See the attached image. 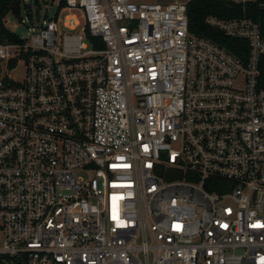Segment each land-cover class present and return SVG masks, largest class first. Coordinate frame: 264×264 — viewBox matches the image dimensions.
I'll return each mask as SVG.
<instances>
[{
  "label": "built area",
  "instance_id": "obj_1",
  "mask_svg": "<svg viewBox=\"0 0 264 264\" xmlns=\"http://www.w3.org/2000/svg\"><path fill=\"white\" fill-rule=\"evenodd\" d=\"M65 1L0 42V264H264V0L207 18L239 54L189 0Z\"/></svg>",
  "mask_w": 264,
  "mask_h": 264
},
{
  "label": "trees",
  "instance_id": "obj_2",
  "mask_svg": "<svg viewBox=\"0 0 264 264\" xmlns=\"http://www.w3.org/2000/svg\"><path fill=\"white\" fill-rule=\"evenodd\" d=\"M39 4V0H35ZM65 0H60L58 9L65 5ZM23 8L31 9L30 4H25L22 0H0V42L10 40L18 41L20 38L18 34L8 29L4 23V17L12 12L15 15L20 16ZM249 13L251 10H249ZM257 13L260 16H256V19L260 22L262 28V34L264 36V10H258ZM242 15L241 7L230 4L224 0H189L188 1V16H189V29L192 33L199 36H203L218 42L221 46H224L228 50L234 53H241L239 51L240 46H247L246 41L233 38L226 35L222 30L211 26L207 23L209 16H217L220 18H233ZM261 69V84L264 86V56L260 61Z\"/></svg>",
  "mask_w": 264,
  "mask_h": 264
},
{
  "label": "rangeland",
  "instance_id": "obj_3",
  "mask_svg": "<svg viewBox=\"0 0 264 264\" xmlns=\"http://www.w3.org/2000/svg\"><path fill=\"white\" fill-rule=\"evenodd\" d=\"M24 2V0H22ZM31 3V9L34 14L38 15L41 20L44 18H50L58 7V2L60 0H39V4L35 2V0H28ZM74 12V11H73ZM79 13V11H77ZM80 15V13H79ZM26 17V11L24 8L21 10L20 16L15 15L12 12H9L4 17V23L8 29L15 32L19 36L26 37L30 31V28L33 26L31 22H22V18ZM64 13H61V23H63ZM82 23H84L85 19L82 15H80ZM31 32V31H30ZM10 74L15 78L20 79L24 77L25 66L23 64H19L13 69L10 68Z\"/></svg>",
  "mask_w": 264,
  "mask_h": 264
}]
</instances>
